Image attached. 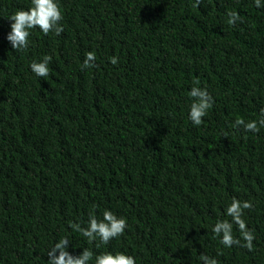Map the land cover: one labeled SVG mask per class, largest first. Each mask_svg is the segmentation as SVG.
<instances>
[{
  "label": "trees",
  "instance_id": "trees-1",
  "mask_svg": "<svg viewBox=\"0 0 264 264\" xmlns=\"http://www.w3.org/2000/svg\"><path fill=\"white\" fill-rule=\"evenodd\" d=\"M57 2L63 32L31 29L28 48L15 51L7 18L31 0H0V264H46L62 237L73 255L124 252L136 264H202L201 254L264 264V128L235 124L264 110V7ZM89 51L94 66L83 68ZM44 56L49 75L38 77L30 64ZM196 80L214 100L199 126L189 119ZM233 197L253 205L243 215L252 251L212 232L231 221ZM106 209L128 225L107 245L70 227Z\"/></svg>",
  "mask_w": 264,
  "mask_h": 264
},
{
  "label": "clouds",
  "instance_id": "clouds-1",
  "mask_svg": "<svg viewBox=\"0 0 264 264\" xmlns=\"http://www.w3.org/2000/svg\"><path fill=\"white\" fill-rule=\"evenodd\" d=\"M200 2L201 0H196L194 6H199ZM254 4L257 8L264 7L261 0H254ZM227 15L230 25H235L241 19L237 12L229 11ZM7 19L12 21L7 40L15 51L28 48L31 29L39 28L45 35L54 32L59 36L63 32V27L60 24L63 15L57 0H31V6L27 10L19 9ZM51 60V56H44L40 62H31V71L38 77H47ZM95 60L96 53L94 51L87 52L83 61V68L93 67ZM109 61L112 65H117L119 62L116 56L109 57ZM199 84V80L194 81L189 92V96L192 98L189 119L195 126L202 124V118L207 115L214 103L211 94L206 88L199 87ZM235 124L237 127L243 126L246 132H259L261 128H264V110H262L261 118L258 121L245 122L243 119H237ZM252 207L250 201L232 198L231 203L225 209L226 215L231 217V221L227 219L217 220L212 228V232L220 238L222 245L229 248L236 245L247 248L249 251L253 250L254 231L248 228L245 219H243L244 210H250ZM234 224L238 226L240 238L233 235ZM127 226L126 218L118 217L107 209L104 210L102 219H98L95 215H89L86 227H82L80 223L70 224L73 231L80 233L88 241L92 242L98 238L100 243L104 245H107L113 238L123 235ZM70 243L67 237H62L56 242L47 252L46 264H136L135 258L124 252L105 251L94 254L92 250L84 248L79 255H73L68 250ZM200 260L202 264H218L215 258L204 254L200 255Z\"/></svg>",
  "mask_w": 264,
  "mask_h": 264
}]
</instances>
